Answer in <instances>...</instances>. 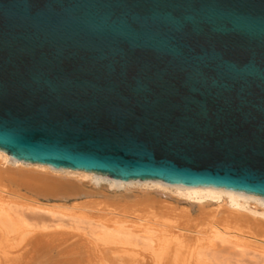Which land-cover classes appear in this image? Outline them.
<instances>
[{
	"label": "water",
	"instance_id": "95a60500",
	"mask_svg": "<svg viewBox=\"0 0 264 264\" xmlns=\"http://www.w3.org/2000/svg\"><path fill=\"white\" fill-rule=\"evenodd\" d=\"M0 149L264 197V0H0Z\"/></svg>",
	"mask_w": 264,
	"mask_h": 264
},
{
	"label": "bare ground",
	"instance_id": "6f19581e",
	"mask_svg": "<svg viewBox=\"0 0 264 264\" xmlns=\"http://www.w3.org/2000/svg\"><path fill=\"white\" fill-rule=\"evenodd\" d=\"M81 179L96 185L107 181L126 192L133 186L142 190L119 196L104 192L96 199L92 197L97 192L85 188ZM167 191L200 203L197 215L172 206ZM81 198L85 200L67 203ZM209 200L225 202V210L208 208L205 201ZM26 211L68 219V230L51 231L48 224L35 226ZM86 223L90 226L85 231L82 224ZM139 240L144 241L154 264H210L208 252L219 242L242 252L251 249L264 254V197L224 187L123 180L92 171L54 168L15 159L0 149V252L10 254L16 243H24L22 248L31 246L36 263L93 264L113 258L107 252H130L128 246L139 245ZM135 254L145 258L142 252Z\"/></svg>",
	"mask_w": 264,
	"mask_h": 264
},
{
	"label": "rangeland",
	"instance_id": "374dc122",
	"mask_svg": "<svg viewBox=\"0 0 264 264\" xmlns=\"http://www.w3.org/2000/svg\"><path fill=\"white\" fill-rule=\"evenodd\" d=\"M10 166V165H5ZM4 166V167H5ZM83 181L88 183V187L93 189L97 192V194L92 198H102V194H109V195H121L123 193L127 195H135L141 192V187L139 186H133L130 191H127L124 188H117V187H111L107 181L102 182L101 185H96L92 183L90 180L82 179ZM152 190V189H151ZM162 192V190H159ZM168 197L167 201L170 202L172 206H176L179 209H188L191 211L193 215H197L199 212V206L200 203L196 201H190L184 197H180L178 195L173 194L172 192H166ZM83 198L81 199H70L67 203L68 204H74L75 202H82ZM205 204H209L207 207L210 209L217 210L219 212H222L226 208L225 202H216V201H205ZM261 211V209H259ZM249 216H252L248 210L244 211ZM26 214L29 215V222L33 225H43L48 224L51 225V227L48 230L51 231H62V230H68V226L66 224L70 223V220L68 219H60L58 217H52L51 215L42 213V212H31L26 211ZM260 218V216H259ZM65 225V226H64ZM60 226V228H59ZM90 225L82 224V227L86 228L85 231L88 230ZM65 228V229H61ZM32 236V235H31ZM34 236V235H33ZM139 245L137 246H128L131 250L130 252H121L118 254H111L110 252H107L112 256L113 258L109 259L108 261H105L104 263L100 261H95L93 264H154L153 259L151 258V255L149 254V250L146 249L144 246L145 243L143 240L138 241ZM15 250H12L10 254L4 253L3 251L0 252V264H43V262H37L36 258L34 257V252L31 250V246H24V243L18 244L16 243ZM135 251V252H132ZM136 252H142L143 255H145V258L136 255ZM140 260V262H138ZM207 261L210 264H264V254L254 252L251 249H246L245 251H241L238 248H234L231 244L225 243L222 244L219 242L216 246H214L212 251L208 252L207 255ZM163 262V261H161ZM160 262V263H161ZM87 264H91L90 262Z\"/></svg>",
	"mask_w": 264,
	"mask_h": 264
}]
</instances>
